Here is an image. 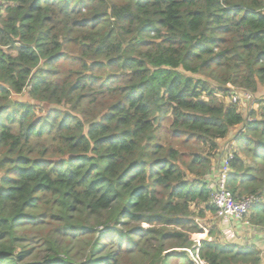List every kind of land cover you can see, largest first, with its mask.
I'll return each mask as SVG.
<instances>
[{
    "label": "trees",
    "instance_id": "trees-1",
    "mask_svg": "<svg viewBox=\"0 0 264 264\" xmlns=\"http://www.w3.org/2000/svg\"><path fill=\"white\" fill-rule=\"evenodd\" d=\"M260 86L264 0H0V264L196 251L193 210L216 214L231 135L227 188L259 197L264 228V101L254 121L224 101ZM217 234L200 242L208 264H260L257 245Z\"/></svg>",
    "mask_w": 264,
    "mask_h": 264
},
{
    "label": "rangeland",
    "instance_id": "rangeland-1",
    "mask_svg": "<svg viewBox=\"0 0 264 264\" xmlns=\"http://www.w3.org/2000/svg\"><path fill=\"white\" fill-rule=\"evenodd\" d=\"M68 64H66L64 66V68H67ZM237 92H242V90L240 89H235ZM251 93V92H250ZM234 95L232 93H229L228 96L224 99L226 104H234L238 107L239 112H241V114L246 117V118H250V113L251 112H258L261 109V103L264 101V87L260 86L258 91L256 93H252L251 94V98H248L247 96H240L239 100H237L236 102L233 100ZM19 100H28L27 97L25 95L18 97ZM250 120H255L254 118H250ZM236 129H234L232 131L231 134H233V132H235ZM230 139H226L223 140L220 144L222 145L219 149V159L217 160V162L214 164V167L217 166L218 164H223L224 163V159L226 157L227 154H229V152H232L234 154L233 151L229 150V147L231 145V148L235 147L236 144L233 142V136L231 135ZM203 152H207V149H202ZM203 209V207H202ZM194 217L193 220L194 222H196V224H198L199 228L201 230H203V234L201 233H190V238L191 241L194 243L196 242V244H193V248L197 247L199 245L200 241H205V240H210L209 237V230L211 228H214L215 234L219 233L216 235V237L223 242H229L228 240H226L225 238H223V236H225V233L223 232L222 234H220V217L217 214L213 215L211 213H207L205 215V217L201 216V210L197 209L195 210L194 208ZM217 222H219V225H217ZM215 224V225H214ZM144 228H149V226L147 224L143 225ZM262 230H264V228H262ZM208 233V234H207ZM215 237L211 238L212 240H214ZM255 245V243H254ZM260 246V247H259ZM259 246H257V250L261 253V262L260 264H264V241L262 243L259 244ZM167 253L169 254H173L176 255L178 254V258H174L173 260H171L170 264H202L203 260L200 257H197V255L193 252L192 248L191 249H178V248H174V249H169L167 251ZM182 253H187V256L185 257H181L179 258L180 255H182Z\"/></svg>",
    "mask_w": 264,
    "mask_h": 264
},
{
    "label": "built area",
    "instance_id": "built-area-1",
    "mask_svg": "<svg viewBox=\"0 0 264 264\" xmlns=\"http://www.w3.org/2000/svg\"><path fill=\"white\" fill-rule=\"evenodd\" d=\"M234 95L233 100L236 102L240 96L251 98L249 92H237L231 87V92ZM234 158L233 153L229 152L224 159V163L220 165L218 177L211 181L210 189H212L211 205L216 208V214L220 217V224L224 229L227 238L235 237V226L250 227L249 215L255 204L259 202L257 196H234L227 188V180L230 172V161ZM198 257V256H197ZM202 264H207L202 262Z\"/></svg>",
    "mask_w": 264,
    "mask_h": 264
},
{
    "label": "crops",
    "instance_id": "crops-1",
    "mask_svg": "<svg viewBox=\"0 0 264 264\" xmlns=\"http://www.w3.org/2000/svg\"><path fill=\"white\" fill-rule=\"evenodd\" d=\"M235 230L236 233L239 230L241 231V233H239V241L242 245H251L255 243V245L259 246V244L264 241V231L261 232V229L252 227L250 230L247 229V227L236 224Z\"/></svg>",
    "mask_w": 264,
    "mask_h": 264
},
{
    "label": "clouds",
    "instance_id": "clouds-1",
    "mask_svg": "<svg viewBox=\"0 0 264 264\" xmlns=\"http://www.w3.org/2000/svg\"><path fill=\"white\" fill-rule=\"evenodd\" d=\"M234 142V141H233ZM235 143V142H234ZM233 148V147H232ZM219 169H220V164H218L217 165V167H216V169H215V174H214V177L209 181V187H210V183H211V181H213V180H215V178H217L218 177V172H219ZM220 226H221V224H220ZM252 227H254L252 224H251V226L250 227H247V229H252ZM262 231H264V230H262L261 229V232ZM224 232V229L222 228V226L220 227V234H222ZM205 233V232H204ZM209 233V232H208ZM207 233V234H208ZM239 233H241V231L239 230L237 233H236V230H235V237L234 238H231V239H229V238H227V236L225 235V236H223V238H225L226 240H228L229 242H237V243H240V241H239ZM201 234H203V233H201ZM241 235V234H240ZM210 240H212L211 239V237H210ZM201 242V241H200ZM200 242H199V245L197 246V247H195L196 248V251H194L193 250V252L198 256V257H200L199 256V253H198V249L200 248ZM195 244H196V242H194ZM240 244H242V243H240ZM201 258V257H200ZM203 260V259H202ZM204 262H206L205 260H203ZM207 263V262H206ZM208 264V263H207Z\"/></svg>",
    "mask_w": 264,
    "mask_h": 264
}]
</instances>
